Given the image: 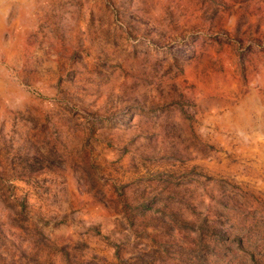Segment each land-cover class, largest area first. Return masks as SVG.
<instances>
[{"label": "rangeland", "instance_id": "1", "mask_svg": "<svg viewBox=\"0 0 264 264\" xmlns=\"http://www.w3.org/2000/svg\"><path fill=\"white\" fill-rule=\"evenodd\" d=\"M264 0H0V264H264Z\"/></svg>", "mask_w": 264, "mask_h": 264}, {"label": "clouds", "instance_id": "2", "mask_svg": "<svg viewBox=\"0 0 264 264\" xmlns=\"http://www.w3.org/2000/svg\"><path fill=\"white\" fill-rule=\"evenodd\" d=\"M258 139L264 140V136H262V137H258Z\"/></svg>", "mask_w": 264, "mask_h": 264}]
</instances>
